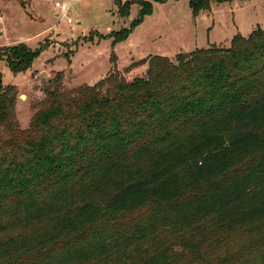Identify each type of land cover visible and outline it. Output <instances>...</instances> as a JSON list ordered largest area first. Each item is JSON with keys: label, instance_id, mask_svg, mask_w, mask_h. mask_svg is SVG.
<instances>
[{"label": "trees", "instance_id": "16d2710c", "mask_svg": "<svg viewBox=\"0 0 264 264\" xmlns=\"http://www.w3.org/2000/svg\"><path fill=\"white\" fill-rule=\"evenodd\" d=\"M115 1L139 8L114 43L152 11ZM142 63L58 79L26 129L0 91V264H264V28Z\"/></svg>", "mask_w": 264, "mask_h": 264}, {"label": "rangeland", "instance_id": "374dc122", "mask_svg": "<svg viewBox=\"0 0 264 264\" xmlns=\"http://www.w3.org/2000/svg\"><path fill=\"white\" fill-rule=\"evenodd\" d=\"M55 1L68 7L72 23L55 15ZM125 1L129 0L121 4ZM142 2L151 4V13L114 43V37L137 17L136 3L121 16L115 0H0V91L14 96L13 112L20 128H28L46 102V88L58 79L63 89L73 93L113 69L126 78L142 76L147 68L142 60L147 56L173 61L176 54L196 48L229 47L235 34L246 37L257 25L264 28V0H211L209 8L196 15L189 0ZM18 46L39 51L30 62L9 63L6 54ZM239 244L238 239L229 240L219 253Z\"/></svg>", "mask_w": 264, "mask_h": 264}, {"label": "built area", "instance_id": "2783aa9c", "mask_svg": "<svg viewBox=\"0 0 264 264\" xmlns=\"http://www.w3.org/2000/svg\"><path fill=\"white\" fill-rule=\"evenodd\" d=\"M54 7L58 9V12L55 14L60 19H65L67 23H72V20L68 16V7L62 6L59 2H54Z\"/></svg>", "mask_w": 264, "mask_h": 264}]
</instances>
